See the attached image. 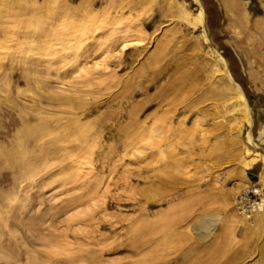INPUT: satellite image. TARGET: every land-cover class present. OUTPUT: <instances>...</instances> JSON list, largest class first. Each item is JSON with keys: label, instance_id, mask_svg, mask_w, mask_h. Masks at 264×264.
I'll list each match as a JSON object with an SVG mask.
<instances>
[{"label": "rangeland", "instance_id": "374dc122", "mask_svg": "<svg viewBox=\"0 0 264 264\" xmlns=\"http://www.w3.org/2000/svg\"><path fill=\"white\" fill-rule=\"evenodd\" d=\"M0 264H264V0H0Z\"/></svg>", "mask_w": 264, "mask_h": 264}, {"label": "water", "instance_id": "95a60500", "mask_svg": "<svg viewBox=\"0 0 264 264\" xmlns=\"http://www.w3.org/2000/svg\"><path fill=\"white\" fill-rule=\"evenodd\" d=\"M249 178H250V181H251L252 183L256 182V178H255V177H253V176H249Z\"/></svg>", "mask_w": 264, "mask_h": 264}, {"label": "bare ground", "instance_id": "6f19581e", "mask_svg": "<svg viewBox=\"0 0 264 264\" xmlns=\"http://www.w3.org/2000/svg\"><path fill=\"white\" fill-rule=\"evenodd\" d=\"M231 4V3H230ZM232 5V4H231ZM185 15V13H184V10H183V12H182V14L180 15V16H184ZM237 91L239 92V90H238V87H237Z\"/></svg>", "mask_w": 264, "mask_h": 264}]
</instances>
